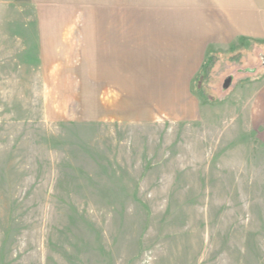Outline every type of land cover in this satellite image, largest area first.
Here are the masks:
<instances>
[{
  "label": "rangeland",
  "instance_id": "1",
  "mask_svg": "<svg viewBox=\"0 0 264 264\" xmlns=\"http://www.w3.org/2000/svg\"><path fill=\"white\" fill-rule=\"evenodd\" d=\"M228 1L0 0V264H264V40L166 96L97 86L99 21Z\"/></svg>",
  "mask_w": 264,
  "mask_h": 264
},
{
  "label": "crops",
  "instance_id": "2",
  "mask_svg": "<svg viewBox=\"0 0 264 264\" xmlns=\"http://www.w3.org/2000/svg\"><path fill=\"white\" fill-rule=\"evenodd\" d=\"M219 4L208 8L200 3L197 6L181 4L183 10L180 11L184 14L169 15L170 19H166L157 13L145 21L148 24L146 30L139 31L121 29V15L99 21L96 43L93 44L97 86L112 89L119 95L125 87L132 96L140 93L137 87H150L152 91L159 88L155 95L166 96L169 86L185 88L202 69L207 45H229L238 37L264 40L261 2L255 4V9L243 0ZM168 21L177 24L166 26ZM170 71L180 73L175 75ZM162 97L155 101L164 102ZM256 100V117L264 124V85ZM131 101L135 100L130 98Z\"/></svg>",
  "mask_w": 264,
  "mask_h": 264
},
{
  "label": "trees",
  "instance_id": "3",
  "mask_svg": "<svg viewBox=\"0 0 264 264\" xmlns=\"http://www.w3.org/2000/svg\"><path fill=\"white\" fill-rule=\"evenodd\" d=\"M210 60V57H207V61ZM207 64L204 65V67H206Z\"/></svg>",
  "mask_w": 264,
  "mask_h": 264
}]
</instances>
